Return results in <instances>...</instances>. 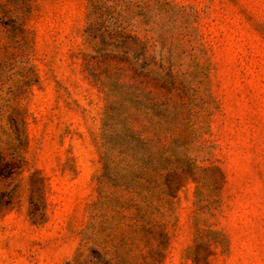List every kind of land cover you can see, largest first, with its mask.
<instances>
[{
    "label": "rangeland",
    "instance_id": "374dc122",
    "mask_svg": "<svg viewBox=\"0 0 264 264\" xmlns=\"http://www.w3.org/2000/svg\"><path fill=\"white\" fill-rule=\"evenodd\" d=\"M0 264H264V0H0Z\"/></svg>",
    "mask_w": 264,
    "mask_h": 264
},
{
    "label": "trees",
    "instance_id": "16d2710c",
    "mask_svg": "<svg viewBox=\"0 0 264 264\" xmlns=\"http://www.w3.org/2000/svg\"><path fill=\"white\" fill-rule=\"evenodd\" d=\"M127 201L130 202L131 199H129V200H127ZM124 202H126V201H124ZM30 214H31L32 217L35 216V211L32 210V211L30 212ZM135 227L137 228L135 231H141V230H144V229H143V226H140V227H139V226L135 225ZM135 227H134V228H135ZM144 231H146V230H144ZM146 232H148V230H147ZM216 233H217V234H220V232H216ZM161 236H162V235H161ZM157 246H158V245L153 246V247L151 248V251L153 252V251H155L156 249H158Z\"/></svg>",
    "mask_w": 264,
    "mask_h": 264
}]
</instances>
